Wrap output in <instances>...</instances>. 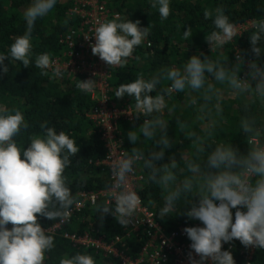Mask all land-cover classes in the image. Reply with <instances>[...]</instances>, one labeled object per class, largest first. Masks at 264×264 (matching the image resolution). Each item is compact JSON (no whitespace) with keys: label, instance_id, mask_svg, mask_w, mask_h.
I'll use <instances>...</instances> for the list:
<instances>
[{"label":"clouds","instance_id":"1","mask_svg":"<svg viewBox=\"0 0 264 264\" xmlns=\"http://www.w3.org/2000/svg\"><path fill=\"white\" fill-rule=\"evenodd\" d=\"M170 2L149 0L161 20L169 16ZM56 4L57 0H30L23 11V35L14 40L7 54L0 52V74L9 71L6 59L29 65L34 24ZM203 17L211 19L213 26L205 36L211 52L241 34L221 6L205 8ZM245 31L250 33L255 58L247 61L244 78L238 76L245 63L241 55L229 68L226 56L211 59L200 53L181 66L164 67L147 78L138 75L115 92L117 98L134 99V114L142 116L143 123L127 133L133 147L112 158L111 196L108 203L97 204L95 212L110 213L121 226L132 224L141 208L132 177L137 167L142 168L145 183L160 189L157 217L175 215L185 205L183 215L202 225L183 229L190 241L188 264H235L231 252L222 250V244L234 239L245 248L264 250V61H259L264 53V16L252 19ZM149 34L150 27L140 26L139 20L116 16L98 22L91 52L109 66L123 67ZM182 34L189 39L191 28ZM34 63L42 70L55 65L54 76L62 73L47 52L37 55ZM98 84L86 79L79 80L77 87L92 93ZM173 94L187 96L194 120L176 117L188 146L179 160L169 156L165 163V149L175 142L168 136L169 123L164 118L166 112L177 110L169 104ZM226 95L241 101L237 130L247 143L243 153L230 140L220 138L227 122ZM29 127L21 110L0 102V264H44L46 254L56 246L55 237L38 219L63 225L75 204L65 174L79 151L74 137L44 121L39 125L41 131L29 135L26 144L18 142L16 138ZM144 142L149 146H140ZM59 264H97V259L91 253L76 252L65 254Z\"/></svg>","mask_w":264,"mask_h":264},{"label":"trees","instance_id":"2","mask_svg":"<svg viewBox=\"0 0 264 264\" xmlns=\"http://www.w3.org/2000/svg\"><path fill=\"white\" fill-rule=\"evenodd\" d=\"M104 1L119 13L120 18L139 20L140 26L150 27L147 39L135 48L125 66L114 70L109 80L111 99L131 105L135 103L133 98L127 96L117 98L115 92L120 84H127L138 75L142 74L147 78L164 67L181 66L192 55L200 53L211 59L224 55L227 57L226 65L229 68L233 66L235 61L229 45L215 52L210 51L205 36L213 26L211 19L206 20L203 17L205 8L214 10L217 6L223 7L225 13L235 24L264 16V0H171L170 14L164 20H161L158 11L151 7L149 0ZM29 2L30 0H0V52L7 54L14 40L23 35L26 28L23 11ZM68 6L69 0H57L51 12L36 20L31 41L33 56L27 67L11 58L5 60L4 63L8 65L9 71L6 74H0V102L9 108L21 110L30 125L21 136L16 138L20 143L26 144L29 135L39 133L41 131L39 125L44 121H47L48 125L54 127L57 132L65 131L74 137L79 151L71 158L72 163L66 169L65 174L71 182L70 187L76 200L79 192L102 189L108 185L105 168L96 163L105 157V147L100 140L97 128L87 116L94 100L91 99L90 93H83L77 87L81 78L77 76L57 78L37 68L34 63L35 57L41 53L47 52L51 57L60 55L65 46L59 41L60 36L70 29L76 30L79 26L78 19L66 16L65 11ZM188 26L192 30V35L186 40L182 33ZM249 34L247 31L244 32L236 38V42L246 57L254 59L250 50ZM259 61H264V53L259 57ZM187 100L185 94H173L172 99L169 100V104H175L177 110L175 113L166 112L164 118L169 123L168 136L175 142L165 149L163 160L165 163L168 162L169 156L179 160L181 151L188 146V141L181 133L176 121V117L189 121L194 120L191 110L187 107ZM240 103L241 101L231 96H225L224 114L227 122L222 126L223 132L220 138L230 140L233 146L243 153L247 149V143L244 136L237 130ZM141 124L142 122L139 121L135 124L124 121L119 123L127 152L133 147L127 139V133ZM140 146L146 148L149 145L148 142H144ZM139 169L145 177L142 168L139 167ZM139 192L143 203L152 209L156 216L161 200L159 187L146 184L143 179ZM195 199L193 197V202ZM185 207L182 205L175 215L164 218L156 216V219L166 230L176 229L181 225L187 226L188 219L183 215ZM95 208L96 206L84 208L78 214L75 224L69 226L67 230L83 233L85 230L91 231L89 227L95 226L101 233H106L108 236L122 231V226L115 218H110V213L101 215L100 212H95ZM38 222L42 228L54 223L46 218H39ZM8 227L10 228L11 225ZM54 237L56 246L46 254L44 264H59V260L65 254L71 255L76 252L91 253L96 257L97 264H115L113 260H105L92 250L72 247L63 237L55 235ZM142 241V238H133L130 243L133 253L140 248ZM241 246L239 244L229 250L235 264H242L243 258L237 250ZM222 250L226 249L222 248ZM252 264H264V250L256 249Z\"/></svg>","mask_w":264,"mask_h":264},{"label":"built area","instance_id":"3","mask_svg":"<svg viewBox=\"0 0 264 264\" xmlns=\"http://www.w3.org/2000/svg\"><path fill=\"white\" fill-rule=\"evenodd\" d=\"M65 14L69 18L78 19L79 26L76 30L70 29L59 38V41L65 46H63L64 50L60 55L51 57L62 70L61 75L55 77L77 76L81 78V81L94 79L99 83L96 90L90 93L94 104L87 116L97 128L100 140L105 147V157L96 163L105 168L108 185L102 189L79 192L70 219L63 225H56L54 222L45 228H48L55 236L67 239L72 247L92 250L105 260H113L115 264H188L187 256L191 251L190 241L183 229L202 225L199 221L187 218V226L181 225L172 230H166L161 226L154 211L143 203L140 196L139 189L143 183V175L139 167L136 168L132 181L141 199V208L132 224L122 226V231L112 236L101 233L95 226L89 227L91 231L85 230L83 233L67 230L69 226L75 224L78 214L84 208L95 207L99 202H109L111 193L108 191V186L112 182V158L127 152L119 123L121 121L130 124L138 121L143 123V117L134 114V105L111 99L109 80L118 66L107 65L91 52L90 46L95 42L93 36L98 22L111 20L119 16V13L110 8L104 0H69ZM251 20L236 24L241 33L236 38L246 32L245 29ZM236 38L227 45L231 48L235 62L238 54L244 59L242 71L238 74L240 78H244L247 72V61L251 58L241 52ZM54 67L55 65L44 70L53 75ZM110 218H114V216L110 215ZM135 237L142 238L143 241L140 248L133 253L130 243ZM239 244L240 242L234 239L233 242L222 244V248L232 250ZM256 249L251 246L237 248L243 258L242 264H252ZM193 255L195 256L194 253Z\"/></svg>","mask_w":264,"mask_h":264}]
</instances>
